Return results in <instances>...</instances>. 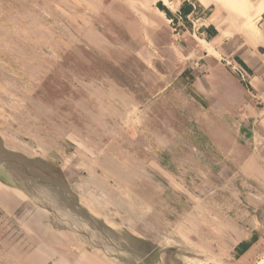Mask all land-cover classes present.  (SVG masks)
I'll use <instances>...</instances> for the list:
<instances>
[{
    "label": "rangeland",
    "instance_id": "1",
    "mask_svg": "<svg viewBox=\"0 0 264 264\" xmlns=\"http://www.w3.org/2000/svg\"><path fill=\"white\" fill-rule=\"evenodd\" d=\"M214 12L0 0V264H264V85Z\"/></svg>",
    "mask_w": 264,
    "mask_h": 264
},
{
    "label": "crops",
    "instance_id": "2",
    "mask_svg": "<svg viewBox=\"0 0 264 264\" xmlns=\"http://www.w3.org/2000/svg\"><path fill=\"white\" fill-rule=\"evenodd\" d=\"M199 3L206 7L215 6L209 22L219 35L240 36L249 52L247 64L256 69V83L264 85V0H199ZM224 4L237 5V10L240 5L245 10L233 16L228 14Z\"/></svg>",
    "mask_w": 264,
    "mask_h": 264
},
{
    "label": "trees",
    "instance_id": "3",
    "mask_svg": "<svg viewBox=\"0 0 264 264\" xmlns=\"http://www.w3.org/2000/svg\"><path fill=\"white\" fill-rule=\"evenodd\" d=\"M190 12H191V9H189L188 7H182V13H183V15H187Z\"/></svg>",
    "mask_w": 264,
    "mask_h": 264
}]
</instances>
